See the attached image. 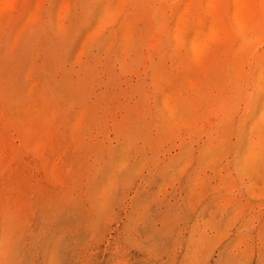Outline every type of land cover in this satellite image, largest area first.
I'll list each match as a JSON object with an SVG mask.
<instances>
[{
    "label": "rangeland",
    "instance_id": "rangeland-1",
    "mask_svg": "<svg viewBox=\"0 0 264 264\" xmlns=\"http://www.w3.org/2000/svg\"><path fill=\"white\" fill-rule=\"evenodd\" d=\"M0 260L264 264V0H0Z\"/></svg>",
    "mask_w": 264,
    "mask_h": 264
},
{
    "label": "bare ground",
    "instance_id": "bare-ground-1",
    "mask_svg": "<svg viewBox=\"0 0 264 264\" xmlns=\"http://www.w3.org/2000/svg\"><path fill=\"white\" fill-rule=\"evenodd\" d=\"M256 57V56H255ZM252 61H254V60H252ZM253 63V62H252ZM259 64V63H258ZM253 69V68H252ZM249 75V74H248ZM250 76V75H249ZM252 77H253V75H252ZM252 79V78H251ZM252 81V80H251ZM252 83V82H251ZM250 86H252V84L250 85ZM254 90H252V92H253ZM248 93V92H247ZM250 93V92H249ZM248 93V94H249ZM254 94V93H253ZM249 105V104H248ZM8 110V109H7ZM9 110H10V108H9ZM8 113V112H7ZM11 113H13V112H11ZM9 115H11V114H9ZM12 119V118H11ZM53 134V133H52ZM33 139V138H32ZM31 142V141H30ZM32 145V144H31ZM53 157V156H52ZM48 161V160H47ZM47 165H48V163H47ZM51 165V164H50ZM48 167V166H47ZM50 168V167H49ZM0 264H5V262L3 261V260H0Z\"/></svg>",
    "mask_w": 264,
    "mask_h": 264
}]
</instances>
